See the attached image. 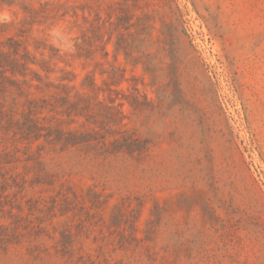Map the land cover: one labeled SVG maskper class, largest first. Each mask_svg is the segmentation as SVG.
I'll return each mask as SVG.
<instances>
[{
	"label": "rangeland",
	"instance_id": "374dc122",
	"mask_svg": "<svg viewBox=\"0 0 264 264\" xmlns=\"http://www.w3.org/2000/svg\"><path fill=\"white\" fill-rule=\"evenodd\" d=\"M5 5L0 264H264V0Z\"/></svg>",
	"mask_w": 264,
	"mask_h": 264
},
{
	"label": "clouds",
	"instance_id": "9594fccd",
	"mask_svg": "<svg viewBox=\"0 0 264 264\" xmlns=\"http://www.w3.org/2000/svg\"><path fill=\"white\" fill-rule=\"evenodd\" d=\"M13 20V16L8 6L0 7V23H9ZM54 37H58L62 43L59 45L63 50L74 51L72 40L64 33L62 26H56L51 30Z\"/></svg>",
	"mask_w": 264,
	"mask_h": 264
}]
</instances>
